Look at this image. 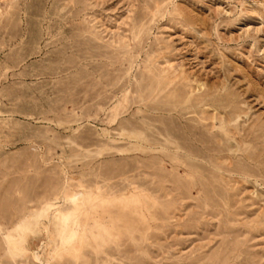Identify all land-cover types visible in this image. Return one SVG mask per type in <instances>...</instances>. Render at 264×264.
<instances>
[{"label": "rangeland", "instance_id": "374dc122", "mask_svg": "<svg viewBox=\"0 0 264 264\" xmlns=\"http://www.w3.org/2000/svg\"><path fill=\"white\" fill-rule=\"evenodd\" d=\"M0 264H264V0H0Z\"/></svg>", "mask_w": 264, "mask_h": 264}, {"label": "bare ground", "instance_id": "6f19581e", "mask_svg": "<svg viewBox=\"0 0 264 264\" xmlns=\"http://www.w3.org/2000/svg\"><path fill=\"white\" fill-rule=\"evenodd\" d=\"M36 258H38L37 256H35Z\"/></svg>", "mask_w": 264, "mask_h": 264}]
</instances>
